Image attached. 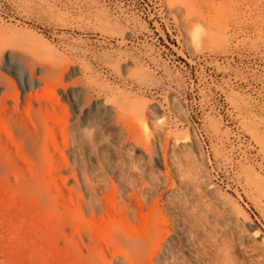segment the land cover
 <instances>
[{
    "label": "rangeland",
    "instance_id": "374dc122",
    "mask_svg": "<svg viewBox=\"0 0 264 264\" xmlns=\"http://www.w3.org/2000/svg\"><path fill=\"white\" fill-rule=\"evenodd\" d=\"M238 1L0 0V95L42 129L39 190L0 172V264H264V0Z\"/></svg>",
    "mask_w": 264,
    "mask_h": 264
},
{
    "label": "bare ground",
    "instance_id": "6f19581e",
    "mask_svg": "<svg viewBox=\"0 0 264 264\" xmlns=\"http://www.w3.org/2000/svg\"><path fill=\"white\" fill-rule=\"evenodd\" d=\"M211 2V0H204V2ZM245 1V0H244ZM234 2V1H233ZM239 2V1H238ZM241 2V0H240ZM239 2V3H240ZM255 2V1H254ZM262 2V0H261ZM213 3V1H212ZM216 3V2H215ZM213 3V4H215ZM237 3V2H236ZM211 4V5H213ZM238 4V3H237ZM236 4V5H237ZM240 5V4H239ZM258 5V3H257ZM264 6V4H263ZM241 7V6H240ZM256 9V8H255ZM260 9V8H259ZM207 10V9H206ZM204 11V16L206 18H214V15L211 14V11L208 9L207 11ZM261 11V10H260ZM260 13V12H259ZM234 15V14H233ZM235 16V15H234ZM233 16V17H234ZM261 16V14H260ZM220 17V16H219ZM230 17V16H229ZM232 17V16H231ZM233 17L231 19H233ZM236 17V16H235ZM234 17V18H235ZM227 18V17H226ZM239 18V17H238ZM256 18V17H255ZM259 18V17H258ZM237 19V18H236ZM238 20V19H237ZM228 21V20H227ZM257 21V20H256ZM229 22L230 19H229ZM240 22V21H239ZM255 22V21H254ZM233 23V22H232ZM238 23V22H237ZM234 24H236L234 22ZM256 24V22H255ZM29 79H31V75L28 76ZM14 102V103H13ZM23 107L24 109H29L31 108V103L24 99L23 102ZM22 102L17 99V100H13L10 98L9 95V90H6L2 95H0V130H5L7 133V137H3L2 134H0V172L4 171L6 168L7 169H14L18 174L21 173V175H23L22 177H24L25 179H23L24 181H26V184L29 183V186L32 184L31 189L29 188V186H27L26 188L24 187V190H29L31 191L33 188L36 187V189L39 190L38 188V184L37 186L33 187L36 183H31L32 181L27 180L26 177L24 176V167H23V162L20 161V157L24 156L25 157V151L27 150H33L37 148V152H39L38 150L40 149L39 144H40V140H41V127L39 125H35L34 127H31L25 120V118L23 117V113L21 111V106ZM5 136V135H4ZM5 138H10L13 143L17 144L18 143V147H16L18 150L13 149L11 146H9L5 140ZM9 139V140H10ZM11 141V142H12ZM11 144V143H10ZM12 145V144H11ZM15 147V146H14ZM29 151V153H31ZM41 152V151H40ZM36 153V152H35ZM32 154V153H31ZM19 155H21L19 157ZM23 157V158H24ZM22 159V158H21ZM13 170V171H14ZM8 172V171H7ZM3 173V172H2ZM6 174V172H5ZM9 174V173H7ZM15 174V173H14ZM4 175V174H0ZM13 175V174H11ZM6 176V175H5ZM14 176V175H13ZM17 177V174L15 175ZM2 177V176H1ZM4 177V176H3ZM2 177V178H3ZM6 177H12V176H6ZM21 177V176H20ZM14 178V177H13ZM11 178V180L13 179ZM19 178V176H18ZM6 180V178H4ZM16 179V178H15ZM14 179V180H15ZM19 180V179H17ZM30 181V182H28ZM12 182L14 183V181L12 180ZM16 182V181H15ZM19 183V181H17ZM22 182V181H21ZM28 182V183H27ZM12 183V184H13ZM25 183V182H24ZM23 183V184H24ZM8 184V183H7ZM12 184H11V188H12ZM17 185V183H14ZM13 184V185H14ZM23 184H20L21 186ZM10 186V185H8ZM15 186V185H14ZM18 186V185H17ZM25 186V185H23ZM16 187V186H15ZM14 188V190L16 191V189ZM41 187V186H40ZM10 188V189H11ZM17 188V187H16ZM20 189V187H18ZM28 188V189H27ZM18 189V190H19ZM22 187H21V191L22 192ZM34 190V189H33ZM32 190V191H33ZM36 192V190H34ZM40 192V191H38ZM23 221V220H22ZM119 258V257H118ZM121 258V257H120ZM119 258V259H120ZM117 260V259H116ZM123 260V259H122ZM231 260V259H229ZM121 261V260H120ZM160 261V260H159ZM227 261V260H226ZM164 262V261H163ZM167 262V261H165ZM164 262V263H165ZM225 262V261H224ZM229 262V261H228ZM227 262V263H228ZM122 263V262H121ZM226 263V264H227ZM230 263V262H229ZM119 264V263H118ZM126 264V263H125ZM159 264V263H158ZM162 264V263H161ZM166 264V263H165ZM174 264V263H172ZM179 264V263H178Z\"/></svg>",
    "mask_w": 264,
    "mask_h": 264
},
{
    "label": "built area",
    "instance_id": "2783aa9c",
    "mask_svg": "<svg viewBox=\"0 0 264 264\" xmlns=\"http://www.w3.org/2000/svg\"><path fill=\"white\" fill-rule=\"evenodd\" d=\"M205 140V139H204ZM210 155V154H209Z\"/></svg>",
    "mask_w": 264,
    "mask_h": 264
}]
</instances>
